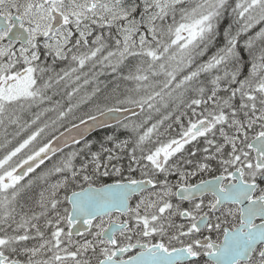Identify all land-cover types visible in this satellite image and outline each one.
<instances>
[{
  "label": "snow or ice",
  "instance_id": "obj_1",
  "mask_svg": "<svg viewBox=\"0 0 264 264\" xmlns=\"http://www.w3.org/2000/svg\"><path fill=\"white\" fill-rule=\"evenodd\" d=\"M0 264H264V0H0Z\"/></svg>",
  "mask_w": 264,
  "mask_h": 264
},
{
  "label": "trees",
  "instance_id": "obj_2",
  "mask_svg": "<svg viewBox=\"0 0 264 264\" xmlns=\"http://www.w3.org/2000/svg\"><path fill=\"white\" fill-rule=\"evenodd\" d=\"M93 133H94V135H91L90 138L96 139V140H98V139L102 138L104 135H106L105 131L101 130V129L96 130ZM108 146L110 147L111 145H108Z\"/></svg>",
  "mask_w": 264,
  "mask_h": 264
},
{
  "label": "water",
  "instance_id": "obj_3",
  "mask_svg": "<svg viewBox=\"0 0 264 264\" xmlns=\"http://www.w3.org/2000/svg\"><path fill=\"white\" fill-rule=\"evenodd\" d=\"M108 123L111 125V124H114V121H113L112 119H108ZM96 130H99V129H98V128H93V129L91 130V132L93 133V132L96 131ZM61 131H63V129H62Z\"/></svg>",
  "mask_w": 264,
  "mask_h": 264
},
{
  "label": "flooded vegetation",
  "instance_id": "obj_4",
  "mask_svg": "<svg viewBox=\"0 0 264 264\" xmlns=\"http://www.w3.org/2000/svg\"><path fill=\"white\" fill-rule=\"evenodd\" d=\"M62 130V129H61Z\"/></svg>",
  "mask_w": 264,
  "mask_h": 264
}]
</instances>
